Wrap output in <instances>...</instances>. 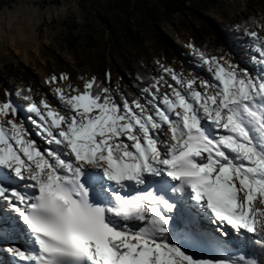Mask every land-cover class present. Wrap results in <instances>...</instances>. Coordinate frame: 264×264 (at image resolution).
I'll list each match as a JSON object with an SVG mask.
<instances>
[{"label":"snow or ice","instance_id":"1","mask_svg":"<svg viewBox=\"0 0 264 264\" xmlns=\"http://www.w3.org/2000/svg\"><path fill=\"white\" fill-rule=\"evenodd\" d=\"M127 86L54 73L0 99V264H264V14ZM239 55V54H237Z\"/></svg>","mask_w":264,"mask_h":264},{"label":"rangeland","instance_id":"2","mask_svg":"<svg viewBox=\"0 0 264 264\" xmlns=\"http://www.w3.org/2000/svg\"><path fill=\"white\" fill-rule=\"evenodd\" d=\"M108 1L86 2L82 7L81 0H0V72L12 70L19 74L16 79L4 78V93L6 89L14 94L21 87H31L36 100L45 95L52 100L45 81L60 72L74 76L110 72L113 87L118 83L127 85L128 69L122 58L140 54V59L152 68L156 60L163 61L162 43L156 32L174 53L171 66L186 74L206 76L207 67L188 47L190 32H199L203 24L210 23L219 31L224 51L233 54L235 62L248 54L247 38L236 35L237 25L249 16L264 14V0H215V6L208 3L202 11L189 10L169 21H155L154 31L142 30L141 46L125 44L120 55L111 56L104 47L105 23L99 18L105 15ZM70 32L79 38L74 50L66 40Z\"/></svg>","mask_w":264,"mask_h":264},{"label":"trees","instance_id":"3","mask_svg":"<svg viewBox=\"0 0 264 264\" xmlns=\"http://www.w3.org/2000/svg\"><path fill=\"white\" fill-rule=\"evenodd\" d=\"M82 7H86V2H97L98 0H81ZM208 3L215 6V0H109L105 4V15L99 18L105 23L103 30L104 47L107 48L109 55L113 56L116 53L120 55V49L127 45H132L138 48L142 44L140 34L145 28H150L154 31L155 21H169L176 14H184L190 10L196 13L207 7ZM195 16V15H194ZM196 17V16H195ZM256 17V16H254ZM214 23V22H213ZM217 22L214 23V25ZM216 26V25H215ZM74 26H70L72 30ZM235 30V29H234ZM242 34L240 29H236V35ZM157 38L161 40L163 61L171 64L174 53L169 49L167 41L163 40L161 35L156 32ZM190 42L194 43L198 48L206 49L210 53H217L218 50L224 51V45L221 42L219 31L210 23L203 24L199 32H190ZM69 42L70 49H76V42L79 40L73 32L69 33L66 39ZM97 46V45H95ZM225 52V51H224ZM140 54L132 55V58L125 57L124 65L128 69L129 81L137 74L143 72L145 74L152 73V67L148 63L140 59ZM105 72L96 74L103 77ZM5 77L16 79L19 74L12 73V70H7L4 73L0 72V99L4 98V88L1 82ZM124 85V86H127ZM251 254H254L259 259H264V251L259 247L246 249Z\"/></svg>","mask_w":264,"mask_h":264}]
</instances>
